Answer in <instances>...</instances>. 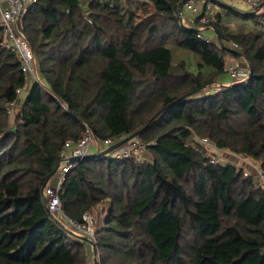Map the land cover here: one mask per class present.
<instances>
[{"label": "trees", "instance_id": "1", "mask_svg": "<svg viewBox=\"0 0 264 264\" xmlns=\"http://www.w3.org/2000/svg\"><path fill=\"white\" fill-rule=\"evenodd\" d=\"M84 1L30 8L24 30L43 84L21 95L25 74L0 27V264H90V245L43 196L62 149L88 128L101 140L136 134L150 157L87 158L67 176L60 198L73 219L108 203L99 264H264L260 178L213 163L195 138L253 158L264 174V13L221 4L214 22L191 27L183 0H149L157 13L138 22L124 0ZM229 56L247 62L249 78L206 94Z\"/></svg>", "mask_w": 264, "mask_h": 264}, {"label": "built area", "instance_id": "2", "mask_svg": "<svg viewBox=\"0 0 264 264\" xmlns=\"http://www.w3.org/2000/svg\"><path fill=\"white\" fill-rule=\"evenodd\" d=\"M36 2L37 0H0V27L4 29L6 35V46L16 53L18 59L21 62L22 71L25 74L26 86L24 89L18 91L19 95H21L23 91H25L32 83L43 84V80L38 72V64L35 53L31 48V44L24 30V19L30 8ZM248 2L251 9H260L259 12L264 13V1L249 0ZM183 8L186 9V12H190L195 17V20L198 19L201 25L206 26L211 23V19H209L207 14L199 11V9L196 7L194 0L188 1ZM180 15L184 21L183 11ZM206 38L208 41H212L210 37ZM232 48L238 50L239 46L235 43H232ZM225 72L230 77L231 83H222L219 87L207 90L206 94L220 91L222 89V85H231L235 82L245 81L250 75L249 66L246 67L239 60H234L232 63H227ZM64 107L67 109L66 105H64ZM123 139L124 138L122 137H115L101 140L88 128L86 134L80 142L76 144L69 142L64 146L61 151V161L59 163V169L56 173V176L43 189V196L46 201V206L52 218L57 223H59L71 236L81 240L82 238H89L95 242L96 246L97 219L92 215V213L88 211L83 214L80 221L73 219L64 211L60 194L68 174L80 164L78 161L70 162L71 158H83L84 156L90 154L95 144H97V152H101ZM201 142L206 146L207 149L215 148V145L208 139H202ZM142 149L143 146L140 145L139 142L129 141L122 147L108 154V157L118 159L136 157V159L139 161H144L145 157L142 154ZM212 162L220 163V160L216 159V157H213ZM260 182L261 185L264 186V174H262ZM104 213L106 214V212ZM89 245L92 247L91 244ZM97 260L100 263L99 253L97 255Z\"/></svg>", "mask_w": 264, "mask_h": 264}, {"label": "rangeland", "instance_id": "3", "mask_svg": "<svg viewBox=\"0 0 264 264\" xmlns=\"http://www.w3.org/2000/svg\"><path fill=\"white\" fill-rule=\"evenodd\" d=\"M90 0H85L83 5L86 8L88 6V2ZM196 3V7L199 9V11L204 12L207 14V16L209 17V19H211V22H214L215 16L216 14H219L221 12V4L227 5V6H231V7H235L238 10L244 11V12H248L251 10L250 6H249V0H194ZM124 2L126 3V5H128L135 13H136V20L135 21H140L143 20L144 18L157 13L152 2H150L149 0H124ZM264 10V8H263ZM183 11V16H184V22L187 26H191L194 27V22H195V17L189 13L187 14L186 17V9H182ZM231 28L232 29H237L238 28V21L237 20H233L231 21ZM249 24L251 26H253V22L252 20L249 21ZM209 28H204V31H208ZM210 31L212 32H207L208 37L211 38L212 41L218 42V38L217 35L215 34L214 29L211 27ZM229 62L228 63H232L235 58L232 56L228 57ZM240 62H242L246 67H248L249 65L247 64V62L242 59L241 57L239 59ZM39 72V69H38ZM228 75V74H227ZM41 77V76H40ZM228 76H226L227 78ZM195 138L199 141H201L203 138L196 136ZM137 142L140 143V145L143 146L142 149V154L145 157L144 161H148L150 160L149 157V152L147 149V143L143 142L141 139H139ZM95 144V143H94ZM96 145L95 144L93 146L94 149H96ZM208 152L210 154H212L214 157H216V159L220 160V163H233L235 165H237L240 168H243L245 171V174L250 175V176H258L261 180V176L262 174L259 172V167H260V163L256 160H254L253 158H248V157H244V156H240V155H236L235 153L231 152L230 150H223V149H218L215 148L214 149H208ZM56 176V174H55ZM54 176V177H55ZM54 177L52 178V180L54 179ZM51 180V181H52ZM108 208V203L107 202H103L100 203L98 205H96L95 207H93V209L91 211H88L90 213H92V215L97 219L102 218L103 216H105V210ZM89 262L90 264H93V258H94V254H93V248L89 247Z\"/></svg>", "mask_w": 264, "mask_h": 264}, {"label": "water", "instance_id": "4", "mask_svg": "<svg viewBox=\"0 0 264 264\" xmlns=\"http://www.w3.org/2000/svg\"><path fill=\"white\" fill-rule=\"evenodd\" d=\"M190 0H183L180 4L179 7V12L181 14L182 9L184 7V5ZM241 56V55H240ZM241 82H235L232 85H237L240 84ZM136 136V134H133L129 137L124 138L123 140L119 141L118 143L114 144L113 146L107 148L106 150H103L101 152H97V153H90L86 156H84L83 158L80 157H74L70 159V162H82L83 160L87 159V158H93V157H97V156H107L108 154H110L111 152H113L114 150L122 147L123 145H125L126 143H128L129 141H131L132 139H134V137ZM59 167H57L47 178L46 181L44 183V188L47 186V184L52 180V178L55 176V174L57 173ZM83 241L87 242L88 244H91L93 247V256H94V260H95V264H99L98 260H97V255H98V249L97 246L95 244L94 241L90 240L89 238H82Z\"/></svg>", "mask_w": 264, "mask_h": 264}, {"label": "crops", "instance_id": "5", "mask_svg": "<svg viewBox=\"0 0 264 264\" xmlns=\"http://www.w3.org/2000/svg\"><path fill=\"white\" fill-rule=\"evenodd\" d=\"M190 12H186L185 14H186V17H187V14H189ZM208 31L209 32H211L210 31V28L208 29ZM208 31H206V32H208ZM212 33V32H211ZM235 60H236V58H235ZM228 62H229V60H228ZM226 76H228L227 74H225L223 77H221V83H224V84H230L231 83V80H230V77L228 76L227 78H226ZM91 153H97V150L96 149H94V148H92V150H91ZM93 264H95V261H93Z\"/></svg>", "mask_w": 264, "mask_h": 264}]
</instances>
